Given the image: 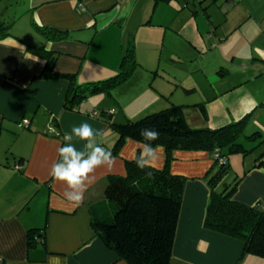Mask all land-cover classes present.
I'll return each mask as SVG.
<instances>
[{"label":"crops","instance_id":"obj_1","mask_svg":"<svg viewBox=\"0 0 264 264\" xmlns=\"http://www.w3.org/2000/svg\"><path fill=\"white\" fill-rule=\"evenodd\" d=\"M154 1L15 2L22 6L23 13H28L30 21L65 31L67 38L49 41L35 33L41 37L36 40L25 33V37L11 34L0 40V264H127L95 235L91 219L93 215L105 218L110 214L104 199L106 181L109 176H125V161L138 157L143 145L125 139L119 154L113 156V164L98 167L92 174L83 202L79 206L69 202L64 197V192L69 190L66 183L51 176V167L59 159L58 149L65 135L74 126L87 122L102 133L95 142L111 150L103 138L112 131L105 119L111 114L112 122L123 123L130 117L124 121L115 119L112 105L84 104L87 98L72 109L65 108L69 82L38 79L45 61L28 53L25 43L55 53L54 72L74 75L77 85L107 79L120 70L123 46L131 37L134 44L135 33L153 25V9L150 13L149 8ZM204 2L207 0H200V6H194L193 10L198 14L200 9L205 16L208 32L215 28V33L219 31L222 37L216 45L217 53L204 69L210 82L208 92L191 87L200 102L194 101L191 106L203 105L206 117V108L209 113L207 122L193 128L216 129L249 116L239 137H246L252 144L259 143L252 149L255 148L253 159L249 163L244 159L243 171L233 180L239 179L231 199L264 210V167H255L257 158L264 161V0H223L220 14L209 9V15ZM155 6L156 3L152 8ZM180 32L183 40L193 43L195 50L204 46L203 31L197 26ZM182 45L181 41L177 43L181 49ZM139 65L143 67L140 62ZM210 66L215 67L211 72ZM130 77L112 87L109 95L118 94L117 90L126 87L128 90L122 98L118 96L119 100L134 104L136 114L148 102L141 101L145 89L137 90L138 84L130 87ZM221 99H224L221 115L211 117V107ZM244 131L252 133L246 136ZM73 142L78 149L83 147V141L74 138ZM237 142L247 147H243L245 153L252 152L249 149L252 144L248 147L239 138ZM156 149V158L148 165L162 169L166 153L161 146ZM228 160L230 166L238 162L236 156ZM212 166L211 155L206 151L172 154L170 173L183 176L186 181L169 264H264L263 258L243 256L242 242L204 228L211 191L204 178L214 171ZM223 184L220 182L216 190L224 189L226 184ZM30 229H44L45 241L30 247Z\"/></svg>","mask_w":264,"mask_h":264},{"label":"trees","instance_id":"obj_2","mask_svg":"<svg viewBox=\"0 0 264 264\" xmlns=\"http://www.w3.org/2000/svg\"><path fill=\"white\" fill-rule=\"evenodd\" d=\"M168 2L169 0H156ZM31 25L46 40L63 41L67 32L41 26L32 20ZM12 25L0 19V40L10 36ZM26 51L45 61L38 79L69 82L65 108L72 109L91 95L107 92L125 82L138 65L135 58L132 37L129 39L119 65V72L107 79L75 84V76L54 72L57 55L44 47L25 43ZM204 113L203 105H200ZM184 106L171 105L158 112L123 123L112 122L111 114L105 119L112 131L118 134L113 149L117 156L125 139L144 143L140 135L144 128L160 133L152 141L154 147L164 148L166 157L162 169L150 165L140 169L135 160L125 161V176H109L104 188V199L110 209L105 218L93 215L91 228L106 247L118 253L127 264H169L173 247L185 177L169 171L172 154L175 151H206L211 155L214 171L204 179L210 188V198L204 218V228L238 240L243 243V256L250 254L264 259V210L258 206L247 207L233 201L232 195L239 179L224 189L216 190L230 169L229 157L245 153L237 142L243 133L249 116L228 125L211 128H192L183 115ZM98 116V115H97ZM217 152L218 158L214 157ZM222 163H221V162ZM255 167H264V161L257 158ZM44 229L28 231V245L45 241Z\"/></svg>","mask_w":264,"mask_h":264},{"label":"rangeland","instance_id":"obj_3","mask_svg":"<svg viewBox=\"0 0 264 264\" xmlns=\"http://www.w3.org/2000/svg\"><path fill=\"white\" fill-rule=\"evenodd\" d=\"M17 1L18 0H0V19L9 22L12 25L8 29L9 33L14 36L23 35L24 37V34L26 33V35H29L32 38L34 37L36 40L41 38L39 35H36L39 33L31 25L28 13H23L22 6L15 3ZM199 2L200 0H169L168 2L154 1L153 5L149 8L150 13L153 9L151 17V23H153V25L147 27V29L145 28L146 30L141 28L138 33H135V56L137 62L139 61L142 63L143 67L140 66L138 62V65L135 66L134 71L132 72L129 84H131L130 87L134 84H138L139 88L137 90L141 92L143 89L146 90V94L141 98V101L148 102V105H143L141 107V112L134 114L136 110L134 104L128 103V101L124 102L123 100H119L128 90L126 87L117 90L116 92L118 94L113 92L112 95H109L104 92L102 94L91 95L87 98L84 104L93 102L96 103L95 105H112L111 107L115 111V119H120V121L128 119L126 117H130L131 121L132 119L136 120L139 116L144 117L158 112L172 104L187 105L189 107H184L183 115L190 127H200L204 122H207L206 120L209 115L208 109L206 108V117V114L200 111V107L191 106L194 104V101L200 103L198 96L194 95L191 87H195L198 91H201V88H204L208 92L210 82L207 81V78L205 77L204 69L205 67L208 68V63L211 62V56L217 53V48L219 47L216 45L220 44L222 36L219 31L218 33H215V28L208 32V29L206 28L207 19L202 15L200 9L198 14L195 13L193 7H199ZM155 3V8H152ZM202 4L207 6V15H209V9L213 13L219 12L220 14V10H223L221 8H224L223 0L214 2L207 0V2ZM217 19H219V15ZM195 26H197L201 32L203 31L202 39L204 41V46L196 50L193 43H188L186 40H183L180 32L182 29L189 30V28ZM215 37L216 40H214ZM179 41L184 43L182 49L177 47ZM204 47L205 49H203ZM125 50L126 44L123 46V52L120 59H122ZM187 58L190 59L187 60L188 62L180 60ZM214 68V66H210V72L213 71ZM132 93L134 92H131L130 94ZM199 94L202 95V93ZM223 100L224 99H221L211 107V117L221 115ZM111 113L113 115V111ZM110 132L111 133L104 134L103 138L105 141H108L110 148H113L117 141L118 134L114 131ZM247 133H249V131H244L246 136L250 135L252 132L249 134ZM239 140H241V143L243 142L244 144H247V146L252 144L243 136L239 137ZM258 143L259 141L249 145V149H251L252 152H247L245 154L238 153L230 156L231 158L236 156L238 162L234 161L233 165L231 163L229 171L221 181L224 183L223 185L232 183L236 178L237 173L240 175V171H243L242 166L244 159L247 158L245 163H249L250 159H253L255 148L254 150L252 149ZM244 148L246 149L247 147ZM230 157L229 159H231ZM220 190L221 188H218V191Z\"/></svg>","mask_w":264,"mask_h":264},{"label":"clouds","instance_id":"obj_4","mask_svg":"<svg viewBox=\"0 0 264 264\" xmlns=\"http://www.w3.org/2000/svg\"><path fill=\"white\" fill-rule=\"evenodd\" d=\"M102 133L94 129L89 123L82 122L74 126L71 132L64 137V143L58 149L59 159L51 167V176L66 183L64 197L75 206H79L84 198L87 185L92 182V174L98 167L111 166L114 162L111 151L95 142ZM140 135L143 137V147L136 158V166L145 168L150 160L156 158V147L152 141L159 138L160 133L151 128H144ZM83 141V147L77 148L73 139Z\"/></svg>","mask_w":264,"mask_h":264},{"label":"built area","instance_id":"obj_5","mask_svg":"<svg viewBox=\"0 0 264 264\" xmlns=\"http://www.w3.org/2000/svg\"><path fill=\"white\" fill-rule=\"evenodd\" d=\"M93 115H95V114H93ZM95 116H97V115H95ZM25 124H27V123L25 122ZM49 133L52 134L53 132L50 131ZM56 136H57V137H61V138L63 137V136H61L60 134H56ZM214 157H215L216 159L218 158V154H217V152L214 154ZM220 162H221V161H220ZM221 163H222V162H221ZM17 168H18V167H17Z\"/></svg>","mask_w":264,"mask_h":264}]
</instances>
